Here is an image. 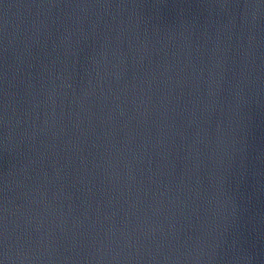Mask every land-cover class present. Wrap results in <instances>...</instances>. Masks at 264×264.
Wrapping results in <instances>:
<instances>
[{"label": "water", "instance_id": "water-1", "mask_svg": "<svg viewBox=\"0 0 264 264\" xmlns=\"http://www.w3.org/2000/svg\"><path fill=\"white\" fill-rule=\"evenodd\" d=\"M0 264H264V0H0Z\"/></svg>", "mask_w": 264, "mask_h": 264}]
</instances>
